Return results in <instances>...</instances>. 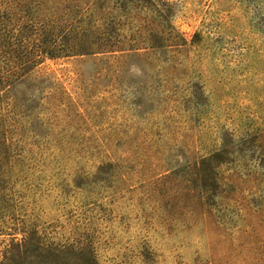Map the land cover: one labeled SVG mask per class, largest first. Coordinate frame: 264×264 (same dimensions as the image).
I'll list each match as a JSON object with an SVG mask.
<instances>
[{
	"label": "rangeland",
	"instance_id": "obj_1",
	"mask_svg": "<svg viewBox=\"0 0 264 264\" xmlns=\"http://www.w3.org/2000/svg\"><path fill=\"white\" fill-rule=\"evenodd\" d=\"M180 2L0 0V264H163L192 230V264H264V42L189 40ZM49 189L79 212L41 227Z\"/></svg>",
	"mask_w": 264,
	"mask_h": 264
},
{
	"label": "clouds",
	"instance_id": "obj_2",
	"mask_svg": "<svg viewBox=\"0 0 264 264\" xmlns=\"http://www.w3.org/2000/svg\"><path fill=\"white\" fill-rule=\"evenodd\" d=\"M179 11L171 19V24L174 31H179L183 36H187L189 40L193 37V34L197 32L204 37L215 36L222 34L225 28H231L235 32H239L246 39L250 40L254 45H261L264 42V36H261L257 31L252 28L255 25L259 17H264V0H259V3L249 5L245 8L244 4H197L192 3L191 0H181L178 5ZM203 21V23H201ZM219 25L217 27L216 25ZM207 42V39H205ZM200 50L193 48L189 53L193 61L197 60V53ZM207 64L205 59L203 64L198 65V68H204ZM213 85L208 83L205 87L207 93ZM221 122H225L221 119ZM215 134V128H213V135ZM98 163V161L96 162ZM89 170H93L94 164L88 162L86 165ZM50 195H46L44 198L39 200L36 205L37 214L41 227L43 224L51 223L52 220L58 219L60 223H64V216L62 212L65 208H72L73 211L79 212V208L76 207L75 201H70L68 204L62 207L57 206L56 201L61 198L57 195L55 189H49ZM103 202V201H101ZM40 208L43 210L41 211ZM103 227V225H101ZM70 228V224L65 226L64 235ZM117 238H122V234L117 230ZM101 240L107 239V230L105 235L100 237ZM169 244L175 243L174 239H169L167 236L164 237V241ZM99 243V241L97 242ZM206 241L202 236L197 235L195 230L191 232L181 233V244L182 246L177 247L175 251H164L163 248H159L160 251L164 252L166 260L163 264H175L174 257L176 253H180L179 259L183 261V264H192V258L196 252L203 253L205 251L204 245ZM107 255H111L110 250Z\"/></svg>",
	"mask_w": 264,
	"mask_h": 264
},
{
	"label": "trees",
	"instance_id": "obj_3",
	"mask_svg": "<svg viewBox=\"0 0 264 264\" xmlns=\"http://www.w3.org/2000/svg\"><path fill=\"white\" fill-rule=\"evenodd\" d=\"M35 245L37 246V248H39V246L37 244H35ZM35 245L33 246V248L35 247ZM28 246H29V244H24L23 245L24 250L22 251V249L20 248V244H18L17 249H16V253H18V255L21 256L25 251H27L26 253H29L30 257H32V253L30 254V251H28Z\"/></svg>",
	"mask_w": 264,
	"mask_h": 264
}]
</instances>
